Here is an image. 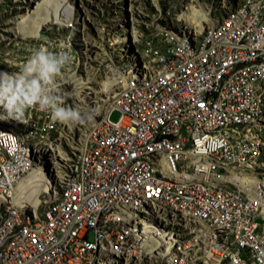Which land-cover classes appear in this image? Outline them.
<instances>
[{"label":"built area","instance_id":"built-area-1","mask_svg":"<svg viewBox=\"0 0 264 264\" xmlns=\"http://www.w3.org/2000/svg\"><path fill=\"white\" fill-rule=\"evenodd\" d=\"M148 1L106 0V16L89 0L87 17L69 24L49 20L41 28L58 24L57 30H71L65 37L39 39L40 47L73 56L58 81L66 105L77 107L75 84L94 67L116 85L67 153L62 148L68 125L46 112L32 110L27 123L0 119V264H183L195 257L179 258V212L220 223L216 242L210 251L201 250L204 259L196 264H264V213L247 220L250 203L264 202L255 185L235 182L206 162L179 164L180 154L207 153L224 161V152H232L233 158L253 159V147L243 145L239 130L206 131V123L219 120V109L233 119L244 117L245 105L254 107L245 92L262 66L230 76L216 91L218 108L209 107L208 92L228 58L264 52V0H254L244 15H232L230 26H209L207 44L195 49L179 42L178 18L156 19ZM84 27L93 44L85 43ZM122 28L125 47L119 54ZM31 52L12 61L1 57L0 71H19ZM86 84L84 100L91 82ZM194 104H202L201 116H193ZM114 110L120 116L112 122ZM0 116H6L2 108ZM35 170L47 177L37 207L17 199V186ZM179 173L197 174L203 187L184 189ZM222 177H229L233 190L222 187Z\"/></svg>","mask_w":264,"mask_h":264},{"label":"bare ground","instance_id":"bare-ground-1","mask_svg":"<svg viewBox=\"0 0 264 264\" xmlns=\"http://www.w3.org/2000/svg\"><path fill=\"white\" fill-rule=\"evenodd\" d=\"M35 1L36 0H17L22 7H26L31 3L33 4ZM73 1L81 5H83V1L89 2V0ZM43 2L44 0L40 3ZM47 2H49V8L57 5V3L60 5L59 9L62 8L59 0H47ZM191 2H193V0H182V4H185V7L180 20L178 16V23L179 26H181L179 42L186 49H195V45L207 44V37H210V30H207L209 26H230L232 15H244L254 6V0H243L240 4L226 11L225 15L220 20L205 25L209 19H207V14H204V16H206L205 19L199 20L193 14L194 7ZM40 3L35 4L36 9L39 7ZM187 7H189L190 13ZM36 9L33 11H36ZM49 14L50 10L48 9L45 10V13L42 15L37 14L39 18L35 15H26L16 18L14 22L15 27H13L16 31L15 34H21L24 37L37 35L40 33L41 28L49 22ZM88 15L89 12L86 8L79 16L83 18ZM54 17V19L59 20L57 14L54 15ZM18 20L22 22L30 21L32 23H37L39 20L45 22V24L42 25L38 33H32L25 29L21 30V27L17 28ZM255 66H262L260 69V76L251 82L250 88L245 92V100L252 101L254 107L252 105H245V107L242 108V115L245 117V122H249L248 126L244 125V117H233V119H228L226 109L218 110L219 120H216V123H206V131H216V127L221 130H239V133H242L243 145L245 147H253V159L248 155H240L237 158H233L232 152H224V161L208 159L207 153H199L194 156L190 154H180L179 164L201 166L206 162V168H212L225 176H234L235 182L255 185L256 196L264 200V180L249 178L250 175L258 176L261 174L254 173L253 166L261 167V172H264V52L228 58L226 64L218 67L214 79L209 82L208 104L210 108H218V93H216V91H221L225 84L230 82V76L241 74L242 69H252ZM89 76L92 78H89ZM95 80L96 79L93 78L91 73L87 75L85 79H82L81 82L77 81V84H75V86H77L75 92L76 103L83 104L84 98L82 96V89L87 86V82L95 83L100 86V91L96 92L98 94L103 92L107 94L110 90V86L116 85L115 83L112 84V80L106 76L100 83H97ZM79 108L81 109L80 106ZM201 115L202 104H194L193 116ZM179 148H184V141H179ZM41 171L42 170L33 171L29 174L28 178L32 181L36 177V173H41ZM42 173L44 172L42 171ZM179 185H182L184 189H197L203 187V180L198 179L197 174H189V176H187L184 173H179ZM222 187L226 190H233V182L230 181L229 177H222ZM262 213H264V202H252L250 206H248L247 220H255L261 217ZM218 232H220L218 218H210V220H208L204 216L196 215L191 212H179V258H183L185 253L188 257H195V260H184L183 264H196V260H203L204 252H201V250L210 251L211 243L216 242L215 233ZM190 233H195L196 235H190ZM191 245H194V247Z\"/></svg>","mask_w":264,"mask_h":264},{"label":"rangeland","instance_id":"rangeland-1","mask_svg":"<svg viewBox=\"0 0 264 264\" xmlns=\"http://www.w3.org/2000/svg\"><path fill=\"white\" fill-rule=\"evenodd\" d=\"M41 1L42 0H36L33 4L31 3L26 7H22L19 5V2H17V0H0V58L5 57L12 61L13 59H18L19 56H21L20 54H29L30 50H34L40 47L39 39H42L45 35L53 38H60L71 34L70 28L62 27L57 30L56 27H58V24H50L47 26V30L42 29V31L38 33L45 22H41L38 20L37 23H32L30 21L22 22L18 20L19 22H17V28L21 27V30L25 29L28 32L38 33L33 37L29 36L25 38L23 36L15 34L16 31L13 27H15L14 22L16 21V18L26 15H35L38 17L37 14L42 15L45 13V10L49 9V20H51L52 23L59 22L61 19H63V21L67 20L69 24L76 22L78 20V16L81 15L82 11H85L86 8L88 11L91 7V5L87 1H83V5H81L75 3L73 0H59L62 5L61 9H59L60 5L58 3L57 5L51 6L49 8V2H47V0H44L43 3H40ZM242 1L243 0H193L191 4L194 7L193 14L199 20L205 19L206 16H204V14H207V19H209L207 21V24L205 25H208L211 22L220 20L225 15L226 11L240 4ZM96 2L98 5L97 9H95L97 13L100 15L101 11H104L106 16L109 15L108 9L105 5L106 0H96ZM148 2L150 14H154L156 19L162 16L169 23H175L178 16L180 20L185 7V4H182V0H149ZM37 3L40 4L36 9L35 4ZM34 9H36V11H33ZM187 9L190 13L189 7H187ZM92 10V14H94L95 10ZM56 14L58 15V19L60 20L54 19V15ZM84 23H88L87 18L83 19V24ZM122 30L124 29L122 28L117 30L119 36V45L117 46V51L119 52V54H122L120 50L125 47L122 45V38L124 37V33L122 32ZM83 34L85 43H94V37L89 36L90 34L88 33L86 27H84L83 29ZM7 38L9 39L5 40ZM132 47L133 46H131V48ZM119 54H117V57L119 56L118 62L123 63L120 58V56L122 55ZM95 69H97V67H94V70H90L88 72V75L92 73L93 78L96 79L95 81L97 83H100L104 80V77L106 75H104L102 71L99 72ZM89 78L92 77L89 76ZM89 86L90 89L85 91V100L83 101V104L77 102L76 105L78 108L80 106L83 111H88L89 109L94 110V119L83 125H68V127L65 129V132L68 135V140L66 141L65 139H63L62 151L64 153H67V151H69L70 146L75 147V145H73V142H78L80 141V139H82L83 132L94 122L95 118H97V116L102 113L105 107L103 101L105 100V97L111 96L114 92V87L110 86V90L107 92V94L105 92L98 94L96 93L100 91V86L98 84L91 83ZM119 116L120 113L117 110H114L110 114L109 120L115 122L118 120ZM28 176L17 186V199L21 202L29 203L33 207H37L40 202L39 195L42 191L43 185H45V180L47 178L45 177L44 173H42V171L41 173L37 172L36 177L32 181L28 178ZM250 177L252 179H260L263 181L264 172L259 174L258 176L250 175L249 178ZM89 240H93L92 235H89Z\"/></svg>","mask_w":264,"mask_h":264},{"label":"clouds","instance_id":"clouds-1","mask_svg":"<svg viewBox=\"0 0 264 264\" xmlns=\"http://www.w3.org/2000/svg\"><path fill=\"white\" fill-rule=\"evenodd\" d=\"M70 50L52 51L41 46L16 72L0 71V108L6 116L27 123L32 110L46 112L54 122L64 125H83L94 119V110L83 111L65 104L58 81L71 63Z\"/></svg>","mask_w":264,"mask_h":264}]
</instances>
